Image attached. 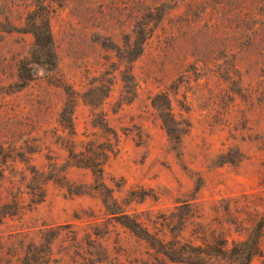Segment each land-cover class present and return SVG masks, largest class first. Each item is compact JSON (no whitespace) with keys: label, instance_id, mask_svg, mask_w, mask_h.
Here are the masks:
<instances>
[{"label":"rangeland","instance_id":"374dc122","mask_svg":"<svg viewBox=\"0 0 264 264\" xmlns=\"http://www.w3.org/2000/svg\"><path fill=\"white\" fill-rule=\"evenodd\" d=\"M35 2L0 0V264H190L86 187L67 149L92 145L112 148L103 180L155 237L245 239L264 213V0H44L55 66L24 81ZM260 245L248 264L264 230Z\"/></svg>","mask_w":264,"mask_h":264},{"label":"trees","instance_id":"16d2710c","mask_svg":"<svg viewBox=\"0 0 264 264\" xmlns=\"http://www.w3.org/2000/svg\"><path fill=\"white\" fill-rule=\"evenodd\" d=\"M51 10V6L44 0H36L34 6H30L27 11L23 28H19L22 32L29 33L33 37L30 59L19 65L20 77L24 81L32 79L30 64H39L47 69L55 66L54 41L50 25ZM67 150L68 164L85 167L90 171L93 182L86 187L99 195L107 212L114 215L113 217L117 219L118 223L144 239L171 262L215 264L217 259L221 258L225 260L226 264H248L254 256L261 253L260 240L264 230V213L255 220L243 240H231L229 244L227 238L213 234L208 242H204L202 238L201 243L204 246L189 243L185 249L181 247L173 234V229L170 228L169 235L155 237L139 221L126 213L119 204L113 195V190L103 180L102 165L109 157V153H112L110 146L92 145V148H84L79 151L72 148ZM171 225L173 223H170Z\"/></svg>","mask_w":264,"mask_h":264}]
</instances>
